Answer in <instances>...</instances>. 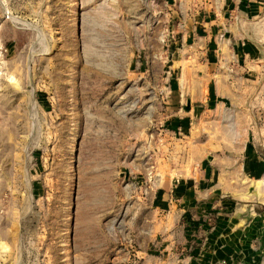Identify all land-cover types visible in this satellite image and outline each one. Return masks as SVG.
Returning a JSON list of instances; mask_svg holds the SVG:
<instances>
[{"label": "rangeland", "instance_id": "rangeland-1", "mask_svg": "<svg viewBox=\"0 0 264 264\" xmlns=\"http://www.w3.org/2000/svg\"><path fill=\"white\" fill-rule=\"evenodd\" d=\"M209 8L0 0V264H264V13L210 107Z\"/></svg>", "mask_w": 264, "mask_h": 264}, {"label": "crops", "instance_id": "crops-1", "mask_svg": "<svg viewBox=\"0 0 264 264\" xmlns=\"http://www.w3.org/2000/svg\"><path fill=\"white\" fill-rule=\"evenodd\" d=\"M202 3V1H201ZM208 4L210 6L207 13L205 12L202 14V12L198 11L196 18V25H194V30H198V42L195 44H198V47H202V38L209 36V41H205L204 45L208 46L207 52H208V59L205 64L209 69L210 75H181V78L179 77V85H178V93H188L189 86L195 85L194 90L195 94L197 96H206L205 100H210V107L218 106V96L221 94L226 93L228 96L235 97V90L236 89H243L246 88L244 86V77L242 76L243 73H241V76H238L235 73V71L238 69L237 67V61L242 60L243 58H250V53L248 49H243L236 51L237 56L236 59L234 56L229 55L226 60L224 61L222 58L226 55V45L224 43L225 39L229 40L230 37H232L233 34H231V28L235 26V32L236 35L241 36V38L244 36V26L247 25L249 21H252L253 19L263 15L264 11V0H205V4ZM206 7V6H205ZM203 8V7H201ZM232 16H235V21L231 22L230 25L225 22V20H228L229 18H232ZM256 23V22H255ZM259 23V22H258ZM258 24H256L257 26ZM230 26V27H229ZM229 27V28H228ZM207 31V35H203L202 32ZM224 35V36H223ZM203 36V37H202ZM235 36V35H233ZM197 38V37H196ZM195 39V38H194ZM209 42V43H207ZM246 43L243 42L242 48ZM194 45V44H193ZM192 46V45H191ZM221 52V54L219 53ZM195 59H198V55L195 53ZM220 55H223L222 57ZM193 57V56H192ZM194 58V57H193ZM233 58V59H232ZM183 60H186V58H183ZM187 61V60H186ZM205 66V65H204ZM205 66V67H206ZM226 66V70L220 72V68H223ZM235 68V69H234ZM230 70V71H228ZM239 71V69H238ZM186 72L189 73L188 70ZM199 78L208 79L210 81V87L208 86V95H205V88H200ZM188 79L189 83H188ZM192 80V81H191ZM239 81H241L239 85ZM226 83V84H225ZM238 85V87H236ZM180 96V95H179ZM237 97V96H236ZM226 104V102H223ZM212 105V106H211ZM188 119V118H187ZM188 184V181L185 180ZM193 191V190H192ZM164 189H161L157 194H159V199L156 200V206L160 207L161 209L164 208V206H170L169 200L165 199L164 201ZM191 192V187L189 190H187V193ZM168 195V194H167ZM169 199V198H168Z\"/></svg>", "mask_w": 264, "mask_h": 264}, {"label": "water", "instance_id": "water-1", "mask_svg": "<svg viewBox=\"0 0 264 264\" xmlns=\"http://www.w3.org/2000/svg\"><path fill=\"white\" fill-rule=\"evenodd\" d=\"M135 56L132 58V62H131V69H135L136 67V57H137V51H134Z\"/></svg>", "mask_w": 264, "mask_h": 264}, {"label": "trees", "instance_id": "trees-1", "mask_svg": "<svg viewBox=\"0 0 264 264\" xmlns=\"http://www.w3.org/2000/svg\"><path fill=\"white\" fill-rule=\"evenodd\" d=\"M188 216V215H187ZM188 218V217H187Z\"/></svg>", "mask_w": 264, "mask_h": 264}]
</instances>
